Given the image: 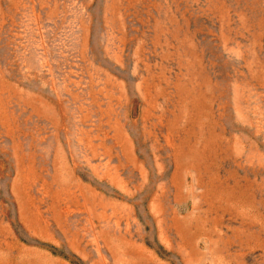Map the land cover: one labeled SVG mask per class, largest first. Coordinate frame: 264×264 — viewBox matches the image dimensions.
I'll return each mask as SVG.
<instances>
[{"label": "rangeland", "instance_id": "obj_1", "mask_svg": "<svg viewBox=\"0 0 264 264\" xmlns=\"http://www.w3.org/2000/svg\"><path fill=\"white\" fill-rule=\"evenodd\" d=\"M0 264H264V0H0Z\"/></svg>", "mask_w": 264, "mask_h": 264}]
</instances>
